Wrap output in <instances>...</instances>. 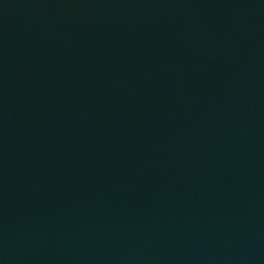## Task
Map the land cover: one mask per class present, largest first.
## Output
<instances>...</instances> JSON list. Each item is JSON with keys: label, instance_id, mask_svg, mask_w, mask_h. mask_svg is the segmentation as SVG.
Returning a JSON list of instances; mask_svg holds the SVG:
<instances>
[{"label": "water", "instance_id": "obj_1", "mask_svg": "<svg viewBox=\"0 0 264 264\" xmlns=\"http://www.w3.org/2000/svg\"><path fill=\"white\" fill-rule=\"evenodd\" d=\"M0 264H264V0H0Z\"/></svg>", "mask_w": 264, "mask_h": 264}]
</instances>
